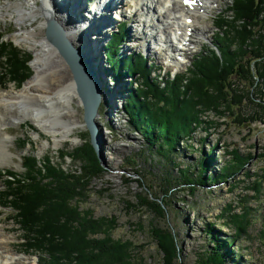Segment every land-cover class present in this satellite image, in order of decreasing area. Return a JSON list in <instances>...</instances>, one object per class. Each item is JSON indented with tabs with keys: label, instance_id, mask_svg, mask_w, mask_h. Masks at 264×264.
I'll return each instance as SVG.
<instances>
[{
	"label": "rangeland",
	"instance_id": "374dc122",
	"mask_svg": "<svg viewBox=\"0 0 264 264\" xmlns=\"http://www.w3.org/2000/svg\"><path fill=\"white\" fill-rule=\"evenodd\" d=\"M86 1L84 9L87 11L94 9L98 2ZM216 1L211 0L213 3L207 5L203 15L199 14L201 19L197 26L206 28L203 35L189 31L188 36L181 33L186 39L182 46L179 45L182 47L180 56L183 57L173 53L174 47H170V44L175 46L172 37L175 31L172 26L165 32L158 28H162L160 23H165L168 19L161 14L166 11L163 10L164 4H158L156 0L152 11L140 7L138 12L135 0H121L119 6L112 3L104 23V27L111 28H105L108 34L100 39L102 44L99 50L92 44L87 45L89 51L96 50L100 55L103 69L100 70L98 64L96 67L98 73L103 72L106 90L116 91V94H113L111 103L100 85L104 100L97 123L99 134L104 136L99 159L103 172L86 187V194L78 205L80 211L89 212L96 220L108 223L112 220L115 223L112 238L131 247L133 264H167L165 253L159 248L152 233L154 228L169 231L176 239L178 251L171 264H200L203 253L213 247V239L223 241L236 235L235 225H225L232 215L243 218L246 215L249 223L247 234L235 236L233 246L227 252L222 251L223 259L226 260L224 264H264V183L260 194L255 190L256 183L261 181L264 174V123L237 122L238 116H248L254 110L251 103L244 101L239 108L233 110L234 114L224 117L214 112L206 113L203 119L208 122L197 132L193 141L180 143L165 158L158 153V144L151 145L131 124L126 114L128 93L130 89H135L137 77L124 74L123 79L117 80L104 51L118 29L122 28L121 25L127 23L126 30L122 32V35L125 34L120 50L123 57L139 53L147 58L149 64L162 67L166 72L175 74L184 71L202 48L214 49V19L224 13L225 17L229 15L230 20L233 17L232 12L227 10L232 5V0ZM3 14L5 17H0V34L4 35L3 39L12 43L24 56L32 58L29 62L31 76L25 82H20V78L17 84L9 83L8 77L0 73V94H4L6 98L8 92L13 89L20 91L33 77L35 53L32 47L35 42L16 39L18 34H22L21 27L12 16L6 14L5 9ZM40 21L43 18H38L37 25ZM31 24L32 21L27 22L22 28L33 30ZM98 25L101 24L97 23ZM101 31L96 33L100 35ZM45 32L46 28L37 39H45ZM177 56L182 61H177ZM113 103L117 109L112 107ZM73 108L76 118L83 125L75 130L72 139L59 145L56 144L55 137L41 131L27 115H23L21 122L3 124V131L8 138L4 136L5 146L0 145V192L7 190L8 172L17 173L19 177L27 175V159L34 162V174L36 164L41 169L40 164H47L48 161L67 172H81V163L73 161L67 155L76 148L84 147L90 141V134L84 125L81 104L74 102ZM234 150L252 158L224 182L206 180L205 184L194 183L201 175L202 158L207 162L211 161V166L203 172L207 177L208 174L219 173L233 158L230 152ZM184 174L191 176L192 184L187 179L184 183ZM141 197L164 206L163 214H159L155 206L149 203L145 205ZM7 202L0 200V205L3 204L0 206V264H4L7 256L16 260L14 264H39L37 256L24 252L21 246L22 233L18 230L19 226L10 220L13 211ZM207 230L212 233L208 234Z\"/></svg>",
	"mask_w": 264,
	"mask_h": 264
},
{
	"label": "trees",
	"instance_id": "16d2710c",
	"mask_svg": "<svg viewBox=\"0 0 264 264\" xmlns=\"http://www.w3.org/2000/svg\"><path fill=\"white\" fill-rule=\"evenodd\" d=\"M227 10L232 12L231 20L224 13L213 21L214 49L202 48L189 68L175 74L149 64L142 54L122 56L120 50L125 35L122 32L127 28L126 23L105 47L117 80L123 79L124 74L137 77L135 89L128 93L126 114L151 145L158 144V153L165 158L180 143L193 141L207 124L203 118L208 112L224 117L234 114L235 108L248 101L254 110L248 116H238L237 122L264 123V0H232ZM3 38L0 34V73L8 77L9 83L17 84L20 78V82H25L31 76L29 62L32 58L24 56ZM230 155L233 158L219 173L207 177L203 172L211 166V161L202 158L201 175L194 183L224 182L252 158L236 150ZM67 156L81 163L79 174L54 167L50 161L40 164L41 169L36 164L34 174L31 159L25 162V177L7 173L9 191L0 192V200L8 201L13 211L10 220L19 226L24 252L37 256L39 264H133L131 247L112 238L115 223L112 220L111 223L101 222L89 212L80 211L78 202L83 200L86 187L103 172L90 141ZM183 178L184 183L187 179L192 184L191 176L184 174ZM263 183L264 174L256 183L258 194L263 190ZM141 200L163 214L164 206L145 197ZM248 211L249 208L246 213ZM248 223L246 215L244 218L232 215L225 225H235V236L240 237L247 234ZM152 233L165 253L166 263L171 264L178 251L174 235L155 228ZM207 233L212 232L207 230ZM235 236L223 241L213 239V247L203 253L200 264L226 263L222 251L227 252L233 246Z\"/></svg>",
	"mask_w": 264,
	"mask_h": 264
},
{
	"label": "bare ground",
	"instance_id": "6f19581e",
	"mask_svg": "<svg viewBox=\"0 0 264 264\" xmlns=\"http://www.w3.org/2000/svg\"><path fill=\"white\" fill-rule=\"evenodd\" d=\"M183 1L156 0L158 4H164L163 10L165 9L166 11L164 13L161 12V14L164 18L168 19L165 23H162L160 20L162 28L160 26L158 28L165 32L171 25L173 31H175L173 39L180 43L181 46L183 45L182 42L186 40L184 34H181L182 32L185 33V36H188V31L191 33L198 32V34L202 35L206 32V28L201 29L197 26L199 19H201V15L199 14L203 15V12L207 9V5L213 3L210 2L211 0H192L195 1V4L191 7H186ZM85 2L87 1L0 0V17H5L3 14V9H5L6 14L12 16L17 25L21 27L20 32L22 34H18L16 39L35 42L32 47L35 53L32 65L34 69L33 77L20 91L13 89L8 92L6 98H4V94H0V145L5 146L3 124H14L16 121L21 122L23 115L31 118L41 131L55 137L57 145L72 139L75 130L83 125L76 118V111L73 108L74 102L78 105L81 103L77 99L78 94L75 82L70 74L71 71H69L62 56L47 41L46 37L45 39H37L51 20L55 21L62 28L66 39L74 48L92 59L98 79L101 78L99 79L100 85L105 89L106 96L109 100L111 99L112 103L113 94H116V91L110 92L109 90L108 92L106 90L107 85L103 78V72L100 71L98 73L96 67L98 64L99 69H103L100 55L96 50L91 49L92 52L91 50L89 51L87 45L90 46L92 44L96 47L97 51L99 50L102 44V40L100 41V39L108 34L105 28L109 27H104V23H106L108 17L107 12L112 3L119 6L121 0H98L94 9L90 11L84 9ZM135 4L137 12L140 7H146L148 11L154 9V0L153 2L149 0L145 2L143 0H135ZM38 18H43V21H40L37 25ZM30 21H32L33 30L22 28V26H25ZM111 22L113 23L112 20ZM97 23L101 25L97 26ZM101 28L103 29L102 31ZM97 31H101L100 35L96 33ZM170 47H174V51L178 52L177 46L170 44ZM86 51H88V54ZM176 60L178 61V59ZM112 107L116 108V105L113 103ZM99 118L100 116L96 118V122ZM58 135H61V137L59 138ZM5 137L8 138V136ZM98 138L100 141L99 147L101 148L104 136L98 134ZM15 261L12 256H7L4 264H14Z\"/></svg>",
	"mask_w": 264,
	"mask_h": 264
},
{
	"label": "water",
	"instance_id": "95a60500",
	"mask_svg": "<svg viewBox=\"0 0 264 264\" xmlns=\"http://www.w3.org/2000/svg\"><path fill=\"white\" fill-rule=\"evenodd\" d=\"M45 37L62 56L76 85L78 99L83 108V121L90 134V143L100 159L99 127L96 118L103 102L102 89L92 59L74 48L66 39L62 28L53 20L46 25Z\"/></svg>",
	"mask_w": 264,
	"mask_h": 264
}]
</instances>
